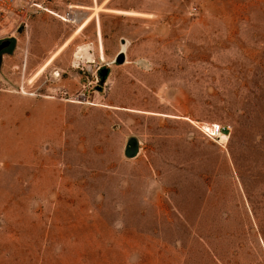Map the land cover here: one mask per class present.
<instances>
[{
  "label": "rangeland",
  "instance_id": "obj_1",
  "mask_svg": "<svg viewBox=\"0 0 264 264\" xmlns=\"http://www.w3.org/2000/svg\"><path fill=\"white\" fill-rule=\"evenodd\" d=\"M73 4L72 12L62 9L56 13L59 16L40 12L43 16L32 19L28 29L71 31L89 16L75 41L81 49L85 46L81 62H91L98 72L109 65L110 71L125 39L127 62L143 60L154 74L191 85L197 112L204 118L199 123L229 124L232 132L225 147L199 132L213 148L203 151L196 165L161 167L169 197L159 207L148 208V213L136 212L145 209L141 199L104 198L83 199V206L97 212L81 214L76 212L81 199L14 196L16 191L36 193L45 183L13 180L15 169L4 165L14 160V151L7 148L0 117V264H13L7 257L19 252L6 244L8 237L41 236L28 226L36 221L96 222L101 254L108 259L110 248L116 249L118 264H147L148 254L159 252L167 255L164 264H264V0H75ZM69 14L74 21L62 20ZM14 36L0 39V43L11 41L0 56V68L4 55L10 75H19L20 66L23 70L46 60L45 52L39 56L29 46V37L13 55ZM3 78L0 70V111L13 106L4 95L14 89ZM99 85L98 75L97 83L80 87L85 93L80 98H92ZM120 201L135 212L113 213ZM77 232L71 231L74 237ZM114 239L117 247H110ZM160 240L171 245L153 243ZM21 248L23 254L36 250V246Z\"/></svg>",
  "mask_w": 264,
  "mask_h": 264
},
{
  "label": "crops",
  "instance_id": "obj_2",
  "mask_svg": "<svg viewBox=\"0 0 264 264\" xmlns=\"http://www.w3.org/2000/svg\"><path fill=\"white\" fill-rule=\"evenodd\" d=\"M83 9L94 11L90 6ZM42 16L38 13L34 18ZM82 32L18 31L13 55L23 48L27 37L39 56L47 55L40 64L23 70L20 66L19 75L8 74L11 68L4 55L3 83L14 89L4 95L12 99V109L0 111L7 148L14 151V160L4 166L15 169V182L45 183L36 193L16 191L14 196L81 199L76 210L81 214L97 212L83 206V199H141L145 209L136 212L148 213V208L159 207L169 197L161 167L196 165L203 151L213 148L197 129L204 120L195 105L197 95L191 85L183 86L174 78L127 62L111 68L104 87L92 98H80L85 96L81 86L98 82L92 63L80 61L85 46L81 49L75 41ZM71 55L74 61L69 60ZM131 138L139 144L134 158L125 155ZM128 207L120 201L112 212H135ZM28 226L41 236L15 234L5 241L18 247V253L7 257L13 264H118L116 249L110 248L108 259L101 254L96 222L36 221ZM73 230L78 231L77 237ZM153 243L171 245L161 240ZM117 244V239L109 243L110 247ZM24 246H36V250L23 254ZM148 255L147 264L167 262L165 253Z\"/></svg>",
  "mask_w": 264,
  "mask_h": 264
},
{
  "label": "built area",
  "instance_id": "obj_3",
  "mask_svg": "<svg viewBox=\"0 0 264 264\" xmlns=\"http://www.w3.org/2000/svg\"><path fill=\"white\" fill-rule=\"evenodd\" d=\"M73 1L75 0H0V39L14 36L20 30H27L32 19L40 12L56 15L62 9L71 11ZM68 16L71 17L70 14ZM197 129L206 139L222 147H225L232 132L231 125L219 122H202Z\"/></svg>",
  "mask_w": 264,
  "mask_h": 264
},
{
  "label": "water",
  "instance_id": "obj_4",
  "mask_svg": "<svg viewBox=\"0 0 264 264\" xmlns=\"http://www.w3.org/2000/svg\"><path fill=\"white\" fill-rule=\"evenodd\" d=\"M11 45V41L10 40H6L3 41L2 43H0V56L2 55L3 51L8 48ZM129 47V43L127 40L123 39L121 41V50L120 52L115 56L114 60H113V64L115 65H124L127 63V49ZM137 64L144 70L146 71H150L151 67L150 65L143 61L140 60L137 62ZM109 70L108 69H103L100 73V77H101V81L99 82V89H101V87L104 85L106 78L108 76ZM138 141L135 138H131L128 142L127 148H126V152L125 155L128 158H134L137 154H138Z\"/></svg>",
  "mask_w": 264,
  "mask_h": 264
},
{
  "label": "bare ground",
  "instance_id": "obj_5",
  "mask_svg": "<svg viewBox=\"0 0 264 264\" xmlns=\"http://www.w3.org/2000/svg\"><path fill=\"white\" fill-rule=\"evenodd\" d=\"M93 1H97V0H93ZM74 7V6H73ZM73 7H72V9H73ZM78 8L79 9H83V6H78ZM86 9V8H85ZM117 13H119V14H122V15H128V14H131V13H129V12H125V11H117ZM135 14V13H134ZM56 16H59V15H56ZM62 18V20H64V21H66V22H68V21H74L75 20V18H73V17H68V18H64V17H61ZM89 20H90V18H87L77 29H76V31L77 32H80V31H82L85 27H86V25H87V23L89 22ZM78 34V33H77ZM67 44V43H66ZM65 44V45H66ZM64 45V46H65ZM64 48V47H63ZM62 48V49H63ZM57 55V54H56ZM51 61V60H50ZM49 63V62H48ZM43 68H45V67H43Z\"/></svg>",
  "mask_w": 264,
  "mask_h": 264
},
{
  "label": "flooded vegetation",
  "instance_id": "obj_6",
  "mask_svg": "<svg viewBox=\"0 0 264 264\" xmlns=\"http://www.w3.org/2000/svg\"><path fill=\"white\" fill-rule=\"evenodd\" d=\"M9 48V47H8ZM7 49V48H6ZM5 49V50H6ZM4 50V51H5ZM3 51V52H4ZM115 65V64H114ZM108 67H109V65H105L104 67H99V72H98V75H99V82L101 81V77H100V73H101V71L103 70V69H108ZM109 70V69H108ZM109 73H110V71H109ZM109 73H108V75H109ZM108 77V76H107Z\"/></svg>",
  "mask_w": 264,
  "mask_h": 264
}]
</instances>
